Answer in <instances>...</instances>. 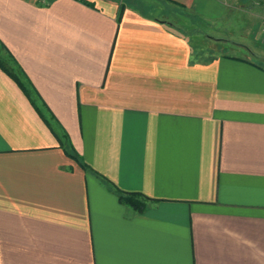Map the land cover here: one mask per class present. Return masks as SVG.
Returning <instances> with one entry per match:
<instances>
[{
	"label": "crops",
	"instance_id": "crops-1",
	"mask_svg": "<svg viewBox=\"0 0 264 264\" xmlns=\"http://www.w3.org/2000/svg\"><path fill=\"white\" fill-rule=\"evenodd\" d=\"M0 44V264H264V0H0Z\"/></svg>",
	"mask_w": 264,
	"mask_h": 264
},
{
	"label": "trees",
	"instance_id": "trees-1",
	"mask_svg": "<svg viewBox=\"0 0 264 264\" xmlns=\"http://www.w3.org/2000/svg\"><path fill=\"white\" fill-rule=\"evenodd\" d=\"M123 9H124V7L121 8L119 19H121V13H122ZM0 66L4 70H6L10 74V76L13 77V79L25 90L26 93H28V91L24 88V86L21 84L19 79L16 78L15 76H13L1 61H0ZM52 117H54V116L52 115ZM48 124L51 126V124L49 122H48ZM66 151L69 155H71L73 158H75L84 168H89V169L93 170L89 165L85 164L80 159L79 154L74 149L71 152H69L68 150H66ZM118 196H119L120 201L123 204L129 205L137 211H143V209L146 207V204L149 200V197H147L146 195H144L142 193L128 192V191H124L121 189L118 191Z\"/></svg>",
	"mask_w": 264,
	"mask_h": 264
},
{
	"label": "rangeland",
	"instance_id": "rangeland-1",
	"mask_svg": "<svg viewBox=\"0 0 264 264\" xmlns=\"http://www.w3.org/2000/svg\"><path fill=\"white\" fill-rule=\"evenodd\" d=\"M181 20H184V18H182ZM206 31H207V28H205V34L204 33H202V34L201 33H197L195 35L194 34L192 35V36L195 37L196 43L201 48L206 47L209 44L208 37H207L208 35H206ZM0 61L6 66V68L9 70V72L13 76H15L16 78L19 79V81L21 82V84L24 86V88L28 92L31 91L30 88H27L28 87L27 86L28 85V81L26 80L25 74L22 73V71H21L19 65L17 64V62L14 60V58L12 57V55L10 53H8V51L6 50V48L4 47V45H2V44H0ZM4 71H6V70H4ZM60 137L62 139V142H66L63 139L62 136H60Z\"/></svg>",
	"mask_w": 264,
	"mask_h": 264
}]
</instances>
